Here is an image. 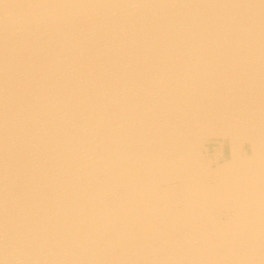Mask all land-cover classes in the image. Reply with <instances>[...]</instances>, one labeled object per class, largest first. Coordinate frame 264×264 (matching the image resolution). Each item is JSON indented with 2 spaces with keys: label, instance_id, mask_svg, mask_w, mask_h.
Wrapping results in <instances>:
<instances>
[{
  "label": "bare ground",
  "instance_id": "obj_1",
  "mask_svg": "<svg viewBox=\"0 0 264 264\" xmlns=\"http://www.w3.org/2000/svg\"><path fill=\"white\" fill-rule=\"evenodd\" d=\"M0 264H264V0H0Z\"/></svg>",
  "mask_w": 264,
  "mask_h": 264
},
{
  "label": "rangeland",
  "instance_id": "obj_2",
  "mask_svg": "<svg viewBox=\"0 0 264 264\" xmlns=\"http://www.w3.org/2000/svg\"><path fill=\"white\" fill-rule=\"evenodd\" d=\"M16 30V29H15ZM248 147V145H247ZM208 149V150H207ZM228 143H224V144H218L216 142H212L211 144H208L206 145V155H207V158H210V157H213L215 156L216 152H221V158L220 160L224 159V154H228ZM249 152V151H248ZM158 206H163V201L162 200H159L158 201ZM234 212H230V214L226 217L225 215L223 216V221H228V222H231L232 221V217H233V214ZM230 216V217H229ZM229 217V219H228Z\"/></svg>",
  "mask_w": 264,
  "mask_h": 264
}]
</instances>
